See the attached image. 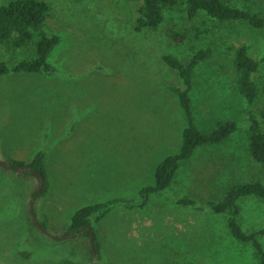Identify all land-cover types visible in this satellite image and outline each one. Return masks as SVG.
<instances>
[{
	"label": "rangeland",
	"instance_id": "1",
	"mask_svg": "<svg viewBox=\"0 0 264 264\" xmlns=\"http://www.w3.org/2000/svg\"><path fill=\"white\" fill-rule=\"evenodd\" d=\"M47 1V29L61 36L49 57L58 71L0 76V161L29 163L37 151H46L49 187L33 210L47 233L30 211L40 180L0 163V264H94L88 237H63L72 215L114 197H137L141 187L155 182L160 160L180 151L186 118L169 86L182 80L161 54L187 59L204 45L214 54L195 70L196 121L207 128L232 118L239 130L220 144L198 148L170 190L147 207L115 208L96 223L99 264H257L250 246L229 234L224 216L182 207L174 196L207 200L220 197L233 181L264 180L248 152L245 100L226 52L229 44H246L253 56L264 57V27L205 17L189 21L181 0L151 34L135 31L129 21L136 3ZM231 1L264 16V0ZM185 28L192 31L183 43L168 35ZM255 77L261 93L251 107L258 109L264 106V63ZM240 220L246 229L263 226L264 201L243 200ZM21 249L32 252L31 258L19 255Z\"/></svg>",
	"mask_w": 264,
	"mask_h": 264
},
{
	"label": "trees",
	"instance_id": "2",
	"mask_svg": "<svg viewBox=\"0 0 264 264\" xmlns=\"http://www.w3.org/2000/svg\"><path fill=\"white\" fill-rule=\"evenodd\" d=\"M138 5L136 16L129 19L137 32L149 31L153 34L161 30L165 13L177 7L181 0H122ZM183 11L189 21L205 17L213 22H245L255 28L264 27V16L248 7H240L231 0H183ZM52 6L47 0H9L0 5V76L9 73H36L50 75L58 68L50 63L52 51L61 42L58 33L47 29V20ZM195 35L201 33L195 27ZM170 29L169 37L175 43H183L191 32ZM226 52L231 55L237 73L236 89L245 100L243 109L247 121L248 152L264 171V106L253 109L251 106L260 96L261 88L255 74L260 71L264 57H255L246 44H229ZM214 48L204 45L196 49L189 58L182 59L173 53H163L165 64L175 70L182 80L181 85H171L170 89L179 97L180 106L185 114L186 126L182 132V145L177 153L166 155L155 168V182L144 185L137 197L118 196L107 201L97 202L78 208L72 215L63 237L86 236L93 232L96 259L92 250V260L99 264L101 247L96 223L100 222L113 209H143L153 197L170 190L180 168L187 163L200 147L220 144L228 140L239 130V122L232 118H223L207 128H200L195 117L191 91L194 87V74L197 66L211 58ZM47 153L39 150L31 162L15 160L7 168H16V164L32 167L36 174L26 171L27 175L37 177L44 185L39 193L45 195L49 187ZM248 198L264 201V180L253 177L229 183L220 197L202 200L190 194L174 196V202L182 207L200 211H210L225 217L229 234L239 243L250 246L257 264H264V225L246 229L240 220L241 202ZM45 226L43 223H41ZM18 254L30 259L32 252L21 249ZM186 264H195L189 261Z\"/></svg>",
	"mask_w": 264,
	"mask_h": 264
},
{
	"label": "water",
	"instance_id": "3",
	"mask_svg": "<svg viewBox=\"0 0 264 264\" xmlns=\"http://www.w3.org/2000/svg\"><path fill=\"white\" fill-rule=\"evenodd\" d=\"M0 163L3 164V165H5V166H9V165H11V164H9V163H5V162H2V161H0ZM15 166H16V168H17L19 171H22V172L30 171V172H32L33 174H36L35 170H34L32 167H30V166H23V165H20V164H16ZM44 181H45V180H44V178L42 177V180H41V182H40V184H39V187H38V189L36 190V192L34 193V196H33V198H32V203H31V205H30V211H31V215H32L34 221L36 222V224H37V225H38V226H39L44 232L47 233L45 227H44L42 224L39 223L37 217L35 216L34 210H33V203H34L36 197L39 195V193H40V191H41V189H42V187H43V185H44ZM52 237L55 238V239H60V240L63 239V237H56V236H52ZM89 241H90L91 249L93 250V253H94V260H95V259H96V249H95V244H94L93 232L90 233ZM94 264H96V263H94Z\"/></svg>",
	"mask_w": 264,
	"mask_h": 264
}]
</instances>
